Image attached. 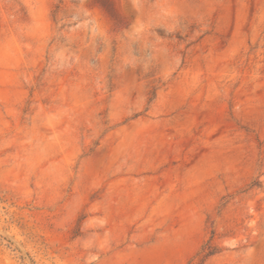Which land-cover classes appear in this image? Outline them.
Returning a JSON list of instances; mask_svg holds the SVG:
<instances>
[{
  "label": "rangeland",
  "instance_id": "374dc122",
  "mask_svg": "<svg viewBox=\"0 0 264 264\" xmlns=\"http://www.w3.org/2000/svg\"><path fill=\"white\" fill-rule=\"evenodd\" d=\"M0 264H264V0H0Z\"/></svg>",
  "mask_w": 264,
  "mask_h": 264
}]
</instances>
